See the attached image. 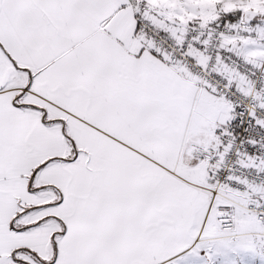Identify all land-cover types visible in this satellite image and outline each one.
<instances>
[{"label":"snow or ice","instance_id":"obj_1","mask_svg":"<svg viewBox=\"0 0 264 264\" xmlns=\"http://www.w3.org/2000/svg\"><path fill=\"white\" fill-rule=\"evenodd\" d=\"M0 264H264V0H0Z\"/></svg>","mask_w":264,"mask_h":264}]
</instances>
